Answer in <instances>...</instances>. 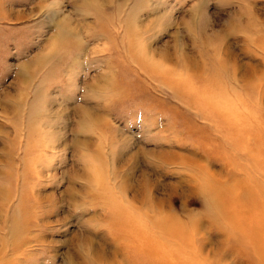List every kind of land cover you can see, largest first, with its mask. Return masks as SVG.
I'll list each match as a JSON object with an SVG mask.
<instances>
[{
  "label": "rangeland",
  "instance_id": "1",
  "mask_svg": "<svg viewBox=\"0 0 264 264\" xmlns=\"http://www.w3.org/2000/svg\"><path fill=\"white\" fill-rule=\"evenodd\" d=\"M0 264H264V0H0Z\"/></svg>",
  "mask_w": 264,
  "mask_h": 264
},
{
  "label": "bare ground",
  "instance_id": "2",
  "mask_svg": "<svg viewBox=\"0 0 264 264\" xmlns=\"http://www.w3.org/2000/svg\"><path fill=\"white\" fill-rule=\"evenodd\" d=\"M191 65H193V63Z\"/></svg>",
  "mask_w": 264,
  "mask_h": 264
}]
</instances>
